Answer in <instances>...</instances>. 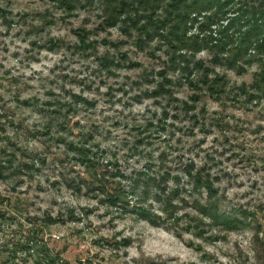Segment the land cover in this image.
I'll return each mask as SVG.
<instances>
[{
	"label": "rangeland",
	"instance_id": "rangeland-1",
	"mask_svg": "<svg viewBox=\"0 0 264 264\" xmlns=\"http://www.w3.org/2000/svg\"><path fill=\"white\" fill-rule=\"evenodd\" d=\"M106 1L0 0V264H264V47Z\"/></svg>",
	"mask_w": 264,
	"mask_h": 264
},
{
	"label": "trees",
	"instance_id": "trees-1",
	"mask_svg": "<svg viewBox=\"0 0 264 264\" xmlns=\"http://www.w3.org/2000/svg\"><path fill=\"white\" fill-rule=\"evenodd\" d=\"M248 1L251 0H107L106 3L115 7L113 16L118 19L125 18L128 12L143 11L150 26L144 24L137 30L146 31L148 37L158 34L168 38L171 47L178 51L195 52L205 45L221 54L232 53V60L236 62L255 42L258 48L264 47V0H253L250 6ZM256 4L262 9L256 10L252 6ZM232 12L238 15L229 19ZM220 21L227 25L215 36L212 26L219 25ZM235 30H239V38H235ZM189 31L197 33L190 35Z\"/></svg>",
	"mask_w": 264,
	"mask_h": 264
}]
</instances>
